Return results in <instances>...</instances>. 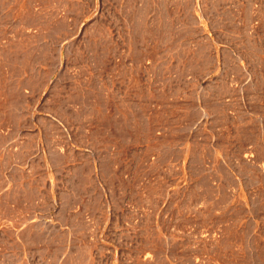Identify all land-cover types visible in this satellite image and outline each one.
I'll return each instance as SVG.
<instances>
[{
    "label": "rangeland",
    "instance_id": "obj_1",
    "mask_svg": "<svg viewBox=\"0 0 264 264\" xmlns=\"http://www.w3.org/2000/svg\"><path fill=\"white\" fill-rule=\"evenodd\" d=\"M0 264H264V0H0Z\"/></svg>",
    "mask_w": 264,
    "mask_h": 264
}]
</instances>
